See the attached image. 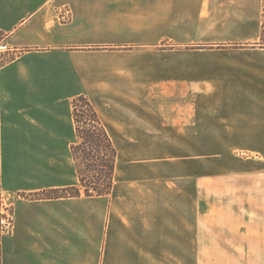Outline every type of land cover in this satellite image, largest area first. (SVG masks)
Segmentation results:
<instances>
[{
  "label": "crops",
  "instance_id": "crops-1",
  "mask_svg": "<svg viewBox=\"0 0 264 264\" xmlns=\"http://www.w3.org/2000/svg\"><path fill=\"white\" fill-rule=\"evenodd\" d=\"M263 1L0 0L3 264H264ZM82 94L112 193L26 198L80 185Z\"/></svg>",
  "mask_w": 264,
  "mask_h": 264
},
{
  "label": "trees",
  "instance_id": "trees-1",
  "mask_svg": "<svg viewBox=\"0 0 264 264\" xmlns=\"http://www.w3.org/2000/svg\"><path fill=\"white\" fill-rule=\"evenodd\" d=\"M0 35H4L0 31ZM261 45L264 46V2ZM14 58V57H13ZM12 58V59H13ZM10 59V60H12ZM9 61L1 60L0 67ZM73 120L77 142L71 152L80 179V186H70L29 194L38 198H68L85 196H108L112 193L115 180L117 149L89 98L82 94L74 98ZM1 117H0V159H1Z\"/></svg>",
  "mask_w": 264,
  "mask_h": 264
},
{
  "label": "built area",
  "instance_id": "built-area-1",
  "mask_svg": "<svg viewBox=\"0 0 264 264\" xmlns=\"http://www.w3.org/2000/svg\"><path fill=\"white\" fill-rule=\"evenodd\" d=\"M7 44H0V51H7ZM15 229V215L11 205L0 204V264H3V244L7 236H11Z\"/></svg>",
  "mask_w": 264,
  "mask_h": 264
},
{
  "label": "rangeland",
  "instance_id": "rangeland-1",
  "mask_svg": "<svg viewBox=\"0 0 264 264\" xmlns=\"http://www.w3.org/2000/svg\"><path fill=\"white\" fill-rule=\"evenodd\" d=\"M264 2V1H263ZM3 39V36L2 35H0V44H6V42L4 41V40H2ZM262 41L260 40L258 43H256L255 45H253V46H259V47H264V46H262L260 43H261ZM0 57H1V60H4V61H10V59H12L13 57H15V54H14V52H11L10 50H9V47H8V50L7 51H0ZM121 145H123V146H125V143H127V142H119ZM119 144V145H120ZM118 145V144H117ZM118 145V146H119ZM1 157H2V155H1ZM1 166H2V158L0 159V204H2V202L4 201V203L5 204H7V205H11V208H12V211H13V213H14V215H15V209H14V203H13V200L11 199V198H9V196L7 195V193L6 192H4L3 191V188H2V179H1ZM80 187H81V183H80V185H79ZM23 196H25L26 198H31V197H29V195H25V194H23ZM33 198H38V197H32V199Z\"/></svg>",
  "mask_w": 264,
  "mask_h": 264
}]
</instances>
